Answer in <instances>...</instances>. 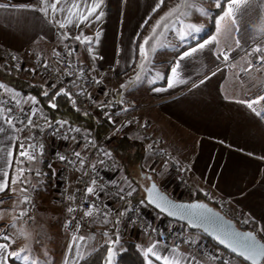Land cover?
<instances>
[{"label": "crops", "instance_id": "obj_1", "mask_svg": "<svg viewBox=\"0 0 264 264\" xmlns=\"http://www.w3.org/2000/svg\"><path fill=\"white\" fill-rule=\"evenodd\" d=\"M192 1L168 0L160 10L153 12L155 0H104L105 16L100 21L93 19L91 24L82 23L77 29L73 25L80 22L78 13L86 15L87 11L83 7L72 8L71 5L82 0H61L60 7L64 11L53 13L49 9L47 15L33 10L39 0H0V4L9 5L8 8H0V51L16 55L26 79L42 83L45 78L31 71L35 68L33 62L40 59L52 68L57 66V54L62 47L61 38L55 34L59 23H64L67 27L63 30L73 36L82 30L84 36L93 37L95 42L91 52L87 43L71 40L77 45L82 66L92 79L101 81L105 92L134 98L138 102L139 115L150 121L151 128L164 142L169 156L179 164L195 188L193 196L188 194L187 198L200 199L202 191H208L225 200L239 221L247 220L246 224L256 230L264 226V101L253 106L256 112L261 113L259 116L247 107V103L240 101L247 102L264 95V68L251 71L244 82L239 83L233 70L223 64L222 57L217 60L216 55L221 50L230 53V56L240 54L252 40L264 37V0H242L241 5L234 10V24L231 18H227L221 22L219 30L210 25L204 37L216 36V43L209 46L215 51L206 48L186 58L176 76H172L170 66H174L178 56L187 50L178 38L182 33L178 21L185 12L192 10ZM51 2L53 0H49ZM203 3V9H212L207 5L209 0H203ZM25 5L31 7L25 8ZM177 5L180 7L177 8ZM173 9L175 12L168 22L170 26L176 22V34L165 31L163 27L153 34L157 21ZM219 33L225 38H220ZM146 37H151L145 46L147 62L138 51V45ZM141 64L143 67H140ZM214 72L216 75L212 74ZM169 79L173 82L172 87H168ZM122 84L126 85L123 89L120 88ZM7 87L10 91L0 89L1 95L18 101L19 106L40 110L38 104L31 103L30 97ZM5 129V133H0V138H15L0 139V147L8 146L9 143L15 146L17 140L22 141V132L14 133L7 125ZM113 134L111 132L110 136ZM66 150L69 154L81 152V148L74 144H68ZM151 161L152 152L146 149L143 166L147 170ZM50 164L52 175L58 164L55 161ZM13 167H16L15 164ZM22 167L27 169L28 163ZM77 168L70 173V186L80 172ZM24 175L29 176V173L25 171ZM13 177L18 180L15 186L11 185ZM160 178L157 176L159 186ZM21 179L16 172L10 171L9 186L15 187L16 191L0 193V200L6 204H0V207L8 206L14 196L18 198V205L13 207L18 216L23 195L19 189L25 187L19 182ZM54 192L49 176L40 190L38 201L35 200L30 223L23 222L22 218L21 221L31 230L36 223L38 226L45 222L57 224L51 238L64 241L66 237L64 252L60 257L57 254L53 256L50 246L44 256L49 257L50 264H65V260L68 264H77L86 249L106 242L107 237L98 229L94 239L89 242L87 239L85 242L77 240L69 252L68 246L72 243L73 235H79L65 230L66 209L56 201ZM10 222V218L0 215V228L6 229ZM88 223L89 217H85L82 228L87 227ZM257 236L264 242V233H258ZM123 240L134 241L143 248L157 241L129 225L120 234V242ZM9 251H12L11 247ZM193 255H197L201 264H220L192 252L185 245L177 248L176 256L182 264H189ZM229 262L243 264L242 260L235 257L230 258ZM8 264L24 263L9 259Z\"/></svg>", "mask_w": 264, "mask_h": 264}, {"label": "built area", "instance_id": "obj_2", "mask_svg": "<svg viewBox=\"0 0 264 264\" xmlns=\"http://www.w3.org/2000/svg\"><path fill=\"white\" fill-rule=\"evenodd\" d=\"M64 33L66 32L60 27L55 29L56 36L61 38L62 42L59 55H57V66L55 68L49 66V69H45L43 65L46 63L42 62L40 59H36L34 61V67L37 69V72L45 78V82L47 84H59L61 89L71 92V98L67 97L71 100V102L75 100V104L72 103L75 108L82 111H89L96 103L101 104V106L104 107V117L109 123L108 131L110 133H124L129 130L135 132L145 144L146 148L152 152V161L149 163L148 169L150 170L155 168V171H150L159 177H163V179L165 178V181L167 180V185L165 187L170 189V191L175 192L174 190H176L177 194L185 192L187 195L189 194L190 196H193L195 188L189 182L179 164L174 162L169 156L164 146V142L151 128L150 121L139 115L138 111L140 107L138 102L134 98L126 96H119L111 93L104 95L105 90L101 83L96 84L93 82L94 79L89 76L82 66L77 51L72 57L64 55L67 51L65 48L66 44H69L77 49V45L73 41L63 39ZM257 45H259L262 52H264V37L254 40L242 53L230 56L229 61L223 62L225 66H228L233 70L236 80L239 83L244 82L246 76L251 71H257V68L260 67L256 63L257 54L248 55V52L254 49ZM8 59H16V55L9 51H0V61ZM81 67L84 70L82 73L79 71ZM68 73H76V75L69 76ZM72 80H75L76 82L72 83ZM0 98L3 99L4 104L11 101L12 106L16 109L17 115L19 114L21 108H33L30 106H19L16 102L1 94ZM122 108H127L129 110L121 111ZM109 116L112 117L111 120L109 119ZM34 121L39 125V127L26 128L22 132V142L25 144L31 143L35 146V151L40 157L38 161L39 165L36 170H38L41 175L37 177L35 183L31 181L28 184L27 187L29 188V191L23 193L22 195V201L25 195L30 198V202L28 204H23L22 210H25L28 213V215L23 218L29 219V217L32 216L36 202L35 200L39 197L40 190L48 180L49 176H51L55 188L54 198L66 209L64 225L68 221L72 220L73 216L78 218L82 216L83 211L87 209V204L81 206L80 192L77 191V189H83L84 187L83 180L81 179L84 169H80L79 174L75 176L72 181V186H70V173L76 167H79V165H72L67 161H61L59 159V155H66L69 159H74L72 154H69L66 150V146L68 144H74L75 146L81 148L82 156L86 161L97 164V170L94 174L97 176L98 183L106 186L105 192L101 194L103 199L96 200L97 205L101 206V210L107 211L106 209H103L102 204H110L112 208L117 210H123L125 207L128 208V212L124 217L120 218L121 222L118 225L115 224V220L117 218L115 212L108 215V223H105L104 217L98 215L96 210L93 209V217H89V223L85 234L88 241L94 236V230L96 227L103 228L105 232H108V239H114L115 233L118 232L120 235L125 226L129 225L153 240L162 239L174 246L178 245V247L185 245L192 252L202 255L206 259L214 262H219L212 259V255L216 252H219L224 260L229 261L230 258L233 257L223 249L210 245L207 242L208 239H205L204 236L198 233L190 232L184 224L170 220L161 214L160 218H155L154 215L146 212L144 207L146 203H140L141 200H144L142 194H135L133 192L132 195L126 197L125 200H120L118 198V189L120 187L128 189V186L121 184L119 181L120 179L117 178V175L119 174V167L113 160L112 156L110 159L102 156V153L105 151L110 153L104 146V140L106 139L107 134H104L99 139H96L90 136L86 130L77 127L75 124L68 125L72 128H79V133L68 132L67 126L61 128L59 132H54V129L59 128V124L56 122L63 120L55 119L53 121H49L47 114L41 112H37V115L34 117ZM112 121H115V123ZM129 121H131V123H129ZM48 122L52 123L51 128L47 126ZM64 134H67L69 139L65 140ZM72 136H75L76 140H72ZM26 137L28 139H25ZM89 140L95 144V147L89 146L85 152L83 145L87 144ZM149 145L152 147L150 148ZM97 150H99L101 155H97ZM29 151H31V149ZM100 158L104 159V165H100L98 163ZM21 159L26 160V158ZM53 161L57 162L58 167L51 175L48 165ZM165 162L167 163L166 167ZM85 167H87V165H85ZM89 172L92 173L93 170L89 169ZM108 181H115L116 183L109 184ZM204 193H208L209 195H205ZM73 194L76 199L69 200L68 197ZM200 199L208 202L224 215L233 219L239 227L251 229V226L238 220L235 212L230 209L225 200L210 194L208 191H202ZM69 206L76 208L77 211L69 213L67 211ZM93 220L95 222H92ZM152 229H156L157 231H152ZM65 230L70 233H76L75 223L68 224ZM159 231H163L165 233L163 238L158 235ZM177 233L180 235L177 236ZM185 239H187L189 243H184L183 241Z\"/></svg>", "mask_w": 264, "mask_h": 264}, {"label": "snow or ice", "instance_id": "obj_3", "mask_svg": "<svg viewBox=\"0 0 264 264\" xmlns=\"http://www.w3.org/2000/svg\"><path fill=\"white\" fill-rule=\"evenodd\" d=\"M61 0H53V2L49 3V0H39V4L36 8L33 10L43 12L45 15L48 14L49 9L53 13L56 12H63L64 9L60 7ZM242 0H211V3L214 4V10L213 9H207L204 10V14L207 15L212 21L214 26L217 30H219L220 24L222 21L226 20L227 18H231L233 24L235 23V16H234V10L238 8L241 5ZM165 0H155V3L153 5L152 11L156 12L161 9V7L164 5ZM8 4H0V8H8ZM25 8L31 7L30 5H25ZM72 8L80 9L84 8L87 11V14L84 15L82 12L78 13L80 17V22L75 23L73 26L77 29H80V25L82 23H88L91 24L92 20L100 21L105 16L104 11V0H93V2H89V0H82L81 3H72ZM177 8L180 7V5L176 6ZM70 11V9H69ZM175 12V9L170 10V12L166 13L165 16L161 17L160 20L157 21L156 25L153 27V34H155L156 30L158 28L163 27L165 31H171L173 34H176V28L175 23H172V26L169 24V17H171ZM72 23V22H70ZM59 27L61 29L66 28L67 26L64 23H59ZM207 29H205L203 26H195L191 25L190 30L187 33H181L179 34V40L183 46L187 50H184L175 61L174 66H170L169 71L172 76H176L178 70L181 69L182 62L186 58L192 57L194 54L198 52L204 51L206 48H209L210 45H214L216 43V36L210 35V38H205L202 33L206 32ZM99 34H97L96 39H98ZM64 40H75L80 43H87L89 45V51H92L91 46L93 45L94 38L84 36L82 30L80 31V34L78 35H71V33H64L63 34ZM151 37H146L143 39V43L138 45V51L141 56V58L147 62L148 61V53L146 51L145 46L149 44V40ZM239 41H237V47H239ZM65 48L67 51L64 53L67 57H72L74 53H76L77 49L72 47L69 44L65 45ZM209 51H215L213 48H209ZM256 55V63L260 66L257 68L259 71L260 68H264V52H262V49L259 45H257L254 49L250 50L248 52V55ZM59 55V53L57 54ZM221 57L225 62L229 61L230 53H225L224 51H219V53L216 55V59L220 60ZM43 67L45 69H49V65L44 64ZM140 67H143V64L140 65ZM34 74L37 73V69L33 68L31 70ZM79 71L82 73L84 70L81 67ZM213 75H216V73H212ZM69 76H75L76 73H68ZM72 83H75V80L71 81ZM94 83L99 84L101 83L100 80H93ZM203 83V81H201ZM173 82L171 79L168 81V87H172ZM50 87L55 88V83H52ZM126 85L122 84L120 86L121 89L125 88ZM0 89H3L5 92L10 91V89L7 87L6 84L0 83ZM153 91H161V89H153ZM44 96H48V91H44L42 93ZM64 95L71 98L72 93L69 91H65L64 89H61L55 93L54 96L51 97L49 101V106L53 109L57 107L55 100L57 97ZM104 95H108L107 92L104 93ZM31 103L33 105H37L38 101L35 97L30 98ZM264 101V95L258 96L256 99H252L250 101H240V103H247V107L251 109L253 112H256V109L253 107L256 104L261 103ZM16 103H19L16 101ZM73 104H75V100L72 101ZM127 108H122L121 111H128ZM87 114V113H85ZM37 115V109L36 108H29L24 109L21 108L19 111V114L17 115L16 109L12 106L11 101H9L7 104H4L3 99L0 98V133H5V125L8 126L9 129H11L14 133L15 132H23L26 128H38L39 125L35 123L34 117ZM256 115H261V113L256 112ZM46 119V117H45ZM109 119L111 120L112 117L109 116ZM115 123V121H112ZM59 124V128L54 129V132H59L61 128H64L67 126L68 132H80L79 128H72L70 125H68L67 121H58L56 122ZM131 123V121H129ZM47 126L49 128L52 127V123L48 122ZM15 137H2L0 139H9L12 140ZM25 139H28L27 137ZM64 139H69V136L67 134H64ZM72 140H76L75 136L71 137ZM91 147H95V144L89 140L87 144L83 145L85 152L87 149ZM151 148L152 146L149 145ZM42 148V145H41ZM11 149V150H10ZM31 149V151H29ZM97 155H101L99 150H97ZM72 156L74 159H69L66 155H59V159L61 161H67L69 164L72 165H79L77 170L79 171L81 168L84 169L81 179L83 180V189H77L78 192H80V204L83 206L84 204H87V209L83 211L82 216L79 218L76 216L72 217V220L68 221L64 227L67 228L68 224L75 223L76 232H80V228L82 226L83 220L85 217H93V209L96 210V213L100 216L104 217V222L108 223L107 217L112 212L116 213V220L115 224H119L121 222L120 218L124 217L126 213L128 212V208L125 207L123 210H117L111 207L110 204H102L103 209H106L107 211H102L101 206L97 205L96 200L97 199H103L102 195L105 192L106 186L103 184L98 183L97 176L94 174L97 170V164L90 163L89 161H86L82 153L80 151H74L72 153ZM103 157L111 158V154L108 152L102 153ZM12 158V159H9ZM29 162V166L27 169L22 167V165L25 163L24 159ZM40 157L35 151V146L31 143L25 144L20 140H17L16 145L13 146L11 143H9L8 146L0 147V193L8 192L11 193L13 191H16L15 187L9 186V178H10V171L16 172L19 177L22 179L19 181L20 183H23L25 185L28 184L27 177L24 175L25 171L32 173L33 167L32 164L35 162H38ZM98 163L100 165H104L105 161L103 158H100ZM13 164H15L16 167H13ZM87 165V167H85ZM51 168V164L48 165ZM167 166V163L165 162V167ZM89 169L93 170L92 173L89 172ZM151 171H155V168L150 169ZM35 175L39 176L41 173L37 170L35 171ZM142 178L151 180V176H145L142 173ZM18 183V180L16 178L11 179V185L15 186ZM109 184H115V181H108ZM156 184L152 183L149 188L146 189V191L149 194L148 197V203H153L157 208H159L161 211L167 212L169 216H175L176 212H180L182 216H188L192 217L196 220H199L201 222H208L212 223L211 217L207 215V213L211 212V209L207 207L206 204L200 203V202H193L189 204H175L167 200L165 197H159V203L156 202L155 199L152 198V194L156 190ZM34 190V189H33ZM20 192L26 193L29 191V188L27 186L21 187L19 189ZM136 189L129 184L128 189H125L124 187H120L118 189V198L120 200H125L126 197H129L132 195L133 192H135ZM205 195H209L208 193H204ZM69 200H75V195H70L68 197ZM30 202V198L25 195L24 199L22 201L23 204H28ZM145 201L141 200L140 203L143 204ZM4 201L0 200V204H3ZM3 211V210H0ZM67 211L69 213H73L77 211L76 208L69 206ZM28 213L25 210H22L19 214L18 218H23L24 216H27ZM31 219V217H29ZM92 222H95L94 220ZM244 223H248L247 220L243 221ZM15 225L9 226V228L14 227ZM152 231H157L156 229H152ZM207 231V229H205ZM258 233H264V226H259L256 230L245 232V233H239V232H229L226 230L218 231V233L215 235V239L218 242L219 245H222L224 249L230 250L232 253L238 255L242 258L243 264H264V243L257 240V234ZM103 235L105 237L109 236L108 232H104ZM115 239H109L106 241V244H108L107 247V257L105 260V264H113V260L116 254V250L114 249L115 245L120 244V235L119 233H115ZM158 235L163 238L165 233L163 231H159ZM177 236L180 234L177 233ZM209 235H213L212 233H209ZM94 239V236L92 237ZM79 240L80 242H85L86 237L84 235H73L72 243L69 244L68 250L69 252L72 251L73 245H75L76 241ZM9 232L4 229L0 228V264H8V260L12 259L14 261H29V256L22 255L26 251V249H20L19 251H9L10 243H11ZM184 243H189L187 239L183 241ZM138 249H141L142 255L144 258L145 264H155V262H159V264H182L181 260L176 256V251L178 248V245L169 244L167 241L157 240L153 242L150 246L147 248H143L141 245L136 246ZM79 254V253H78ZM83 258V257H81ZM212 259L217 260L220 262V264H230L228 260H224L219 252H216L212 255ZM191 262H194V264H201L200 260L197 258V255H193L191 257ZM30 264H42V262H39L35 259H32L30 261ZM65 264H68V261L65 260Z\"/></svg>", "mask_w": 264, "mask_h": 264}, {"label": "trees", "instance_id": "obj_4", "mask_svg": "<svg viewBox=\"0 0 264 264\" xmlns=\"http://www.w3.org/2000/svg\"><path fill=\"white\" fill-rule=\"evenodd\" d=\"M167 1L165 0V3ZM208 31L209 28L202 35H206ZM6 61L8 62L4 60L0 62V83L12 87L24 96L30 98L35 97L40 108L37 112L46 113L49 121L60 119L67 121L68 124H75L77 127L86 130L90 136L96 139L107 134L104 140V146L118 165L123 178L133 184L136 189L135 194L142 193V188L137 181L139 178L145 179L142 178V173L145 176L150 174L157 181V175L143 166V155L147 149L144 143L132 130L124 133L112 132L114 134L110 136V132L108 131L109 123L104 117V107L101 104L96 103L91 110L82 111L75 108L67 96L61 95L56 98L55 103L57 107L53 109L49 106V101L57 91L61 90L60 85L55 84L56 87L52 88L45 81L39 83L22 78L21 76L20 78L19 71L17 70L19 66L17 59H8ZM45 90L48 91V96L42 95ZM27 163L29 166L27 160H25L23 165ZM156 213L159 214L158 212ZM251 229L254 230L252 227ZM188 230L204 236L197 230ZM209 241L218 247L212 240L209 239ZM136 246V243L131 240H123L120 242V249L116 252L115 264H145L142 252ZM107 247L108 244L104 242L95 248L87 250L77 264H105ZM233 257L240 259L236 256Z\"/></svg>", "mask_w": 264, "mask_h": 264}, {"label": "rangeland", "instance_id": "obj_5", "mask_svg": "<svg viewBox=\"0 0 264 264\" xmlns=\"http://www.w3.org/2000/svg\"><path fill=\"white\" fill-rule=\"evenodd\" d=\"M192 3H193V7L194 8L192 7L191 11L185 12V14L182 16V19L178 21V25L181 26L180 32H182V33H187L190 30V26L191 25L203 26L205 29H208L210 27V25H214L213 21L207 15L204 14V10L205 9H203V5H204L203 0H193L191 2V4ZM207 5L209 7H212V9L214 10V4L211 3V0H209V3ZM220 34L221 33H219L218 36ZM220 38H225V36L220 35ZM256 39H258V38H255L254 40H256ZM254 40H252L249 44H251ZM4 61L8 62L6 60H4ZM18 64H19V62H18ZM33 64H34V62H33ZM20 65L17 68V70L19 71L18 72L19 73V77L21 76L22 78H25V75L23 74V71H20V68H21ZM111 136H113V135H111ZM38 165H39L38 162H35V165H32L33 172L32 173L28 172L29 176H26L27 179H29L28 180V184L31 181H33L35 183V181L37 180L38 176L35 175V171H37L36 169H37ZM117 178L120 179L119 181L123 185H127L129 187V184H131L129 181H126L123 178V175H122L121 171H119V174L117 175ZM137 181H138V184L140 185L141 188H142L143 185H145L147 183L146 179H140L139 178ZM166 182H167V180L165 181V178L163 179V177H161L159 179V183L161 184L160 186L162 188L166 189V192L168 191L167 193L170 196L171 195L183 196L182 199H185V200L186 199L187 200L192 199V198L188 199L187 198V194L185 192H181V193L177 194L176 190H174L175 192L170 191V189L165 187L167 185ZM28 184L25 185V186H28ZM131 186L134 187L133 184H131ZM142 193H140V194H142ZM12 200L13 201H11L8 206L0 207V210H3V211H0V215H4V216H6V217L11 219L10 224L6 228V230L9 232L10 239L12 241L10 243L11 250L19 251L20 249H26V251L24 253H22V255L29 256V261H24V262L20 261V262H22L24 264H30V261L32 259H35V260H37L39 262H42V264H50V263H52V262H50L48 260L49 257L48 256H44V255L46 254L47 251H49L50 246L53 248V256H55L56 254H57V256L61 255L62 252H64V248H65V244H66L65 243L66 242V237H65L64 241L62 239L53 240L54 238H51V237L54 236V234L56 232L55 231V227L57 226V224L52 223V222L51 223L45 222V223H42L43 225L40 224L39 226L36 223V225L34 226L33 230L29 229L28 225L24 226L25 224H23L22 221L29 224L30 223V219H26L25 220V218H22V221H21V218H18L19 216L15 215L13 207L18 205V198L16 196H14V197H12ZM36 201H38V200L36 199ZM4 205H6V204H4ZM35 205H36V203H35ZM144 207H145L146 212H148L149 214L154 215L155 218H160V213L157 214L156 211L153 210L151 207H149L147 204ZM22 208H23V203H22ZM34 208H35V206H34ZM12 225H15V226L9 228V226H12ZM86 228L87 227L84 226L83 228L80 229V232L76 233V234L85 236ZM98 229L102 230V232H105L104 229L100 228V227H96V229L94 231H97ZM53 231H55V232H53ZM137 231H139V230H137ZM47 236H50V237L47 239ZM56 236H58V234H56ZM204 238L208 239L206 237H204ZM91 240L92 239H90L89 241H91ZM108 240L109 239L107 238V241ZM207 242L210 245H213L212 243H210L209 239L207 240ZM117 246H119L118 249H117V251H118L120 249V244L114 246L115 250H116ZM92 248H94V246H91L90 248H88L86 250H89V249H92ZM106 257H107V253H106ZM115 258H116V254H115V257H114V260H113V264H115Z\"/></svg>", "mask_w": 264, "mask_h": 264}, {"label": "water", "instance_id": "obj_6", "mask_svg": "<svg viewBox=\"0 0 264 264\" xmlns=\"http://www.w3.org/2000/svg\"><path fill=\"white\" fill-rule=\"evenodd\" d=\"M147 176H151V175L148 174ZM152 183H155L157 186L155 192L152 194V198L155 199L157 203L160 202L159 197H165L167 200L175 204H189L193 202H200V203L206 204L207 207L211 209V212L207 213V215L211 217L213 222L212 223L201 222L192 217L182 216L180 212H176L175 216H169L167 212L161 211L159 208L155 206V204L148 203L149 194L146 191V189L149 188ZM142 192H143V198H144L145 203L149 207H151L153 210H155L156 212L160 213L161 215L165 216L166 218L170 220L184 224L188 229L199 231L205 237L212 240L218 247H220L227 253L231 254L232 256H236L242 259L238 255L232 253L230 250L224 249L222 245H219L215 239V235L218 233V231H223V230H226L229 232H239V233H245V232H250L254 230L239 227L233 219L227 217L221 211H219L214 206H212L211 204H209L208 202L202 199L194 198L190 200H185V199H176L170 196L166 191H164L159 186L158 182L153 177L151 180L147 179V183L142 186ZM205 229H207V231H205ZM209 233H212L213 235L210 236ZM257 240L264 243L258 236H257Z\"/></svg>", "mask_w": 264, "mask_h": 264}]
</instances>
